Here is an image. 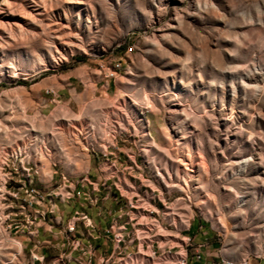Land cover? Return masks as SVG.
<instances>
[{"label":"rangeland","instance_id":"obj_1","mask_svg":"<svg viewBox=\"0 0 264 264\" xmlns=\"http://www.w3.org/2000/svg\"><path fill=\"white\" fill-rule=\"evenodd\" d=\"M120 62L106 91L105 72ZM53 87L86 127L103 123L93 113H129V135L119 140L134 151L191 154L192 234L206 218L216 250L223 222L232 231L218 248L223 262L264 254V0H0V123L19 119L20 108L31 121L38 112L49 117ZM144 116L155 144L142 130ZM96 162L81 159L80 170ZM70 212L61 207L66 222ZM8 225L0 220V264H28L30 247L17 256L22 238L10 237Z\"/></svg>","mask_w":264,"mask_h":264},{"label":"built area","instance_id":"obj_2","mask_svg":"<svg viewBox=\"0 0 264 264\" xmlns=\"http://www.w3.org/2000/svg\"><path fill=\"white\" fill-rule=\"evenodd\" d=\"M122 70L121 62L107 69L102 80L106 91ZM66 85L70 94L76 90L70 78ZM46 95L56 105L49 117L38 112L31 121L20 108L19 119H8L11 125L6 119L0 123V131L7 132L0 136V160L4 159L0 220L10 224V237L19 235L26 243L23 253L30 247L28 264H49V254H40V248L59 252L50 264H83L82 258H87L86 264H152L166 256L172 257V264L203 261L211 242L206 218L192 234L198 178L191 154L134 151L119 140L120 135H129L123 120L130 123L129 113L115 109L93 113L103 115V123L92 121L86 127L60 104L59 89L49 88ZM112 115L120 122L115 124ZM141 122L145 137L155 144L149 118L144 116ZM92 155L97 159L94 169L82 172L79 162ZM46 160L50 176L43 179ZM61 207L71 210L67 222ZM95 218L107 227L99 229ZM225 232L232 231L220 222L214 232L220 246ZM199 234L204 238L200 242ZM101 237L111 247L98 258L95 241ZM241 246L233 247V252ZM252 258L264 261V254L253 253Z\"/></svg>","mask_w":264,"mask_h":264},{"label":"crops","instance_id":"obj_3","mask_svg":"<svg viewBox=\"0 0 264 264\" xmlns=\"http://www.w3.org/2000/svg\"><path fill=\"white\" fill-rule=\"evenodd\" d=\"M44 175H45V177H49V169L48 168L45 169ZM94 221H95V224L98 226V228L101 229V230H104L107 227V223L106 222H101L100 220H98L96 218H95ZM208 239L211 242V250H209V251L207 250V256L203 259V261L196 262V261L192 260L190 264H217L218 261L221 262V263L227 264V262H223V261H225V259H222V260L220 259L219 254H218V259L216 257V250L214 249L215 248L214 247L215 246V241H213L214 237L208 235ZM60 242H61V240L58 241L56 244H54V243L53 244L55 246L59 247L61 245ZM19 243H21L23 245L22 242H19ZM95 244L98 247V249H97V257L98 258L100 256H102L103 254H105L106 250H110V247H111L110 243L106 242L103 237H101L98 240H96ZM23 248H24V245H23ZM23 248L18 251L17 256L23 254ZM38 252L40 254H43V253L49 254V264H50L51 258L55 254L59 253L58 251L51 250L50 248H49V250H46L45 248H40L38 250ZM82 259H83L82 263L86 264L87 263V258H82ZM227 259L236 261L235 259H232V258H227ZM245 264H264V261L257 260V259H251L249 262H247Z\"/></svg>","mask_w":264,"mask_h":264},{"label":"bare ground","instance_id":"obj_4","mask_svg":"<svg viewBox=\"0 0 264 264\" xmlns=\"http://www.w3.org/2000/svg\"><path fill=\"white\" fill-rule=\"evenodd\" d=\"M18 247H19L20 249L23 248L22 244H18ZM227 264H231V263H227Z\"/></svg>","mask_w":264,"mask_h":264}]
</instances>
